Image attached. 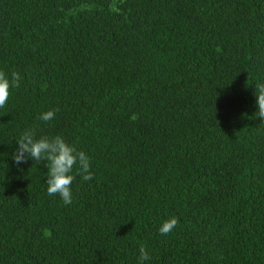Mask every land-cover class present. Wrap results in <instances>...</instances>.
Masks as SVG:
<instances>
[{
	"label": "trees",
	"instance_id": "16d2710c",
	"mask_svg": "<svg viewBox=\"0 0 264 264\" xmlns=\"http://www.w3.org/2000/svg\"><path fill=\"white\" fill-rule=\"evenodd\" d=\"M112 3L0 0V264H264V0ZM25 130L90 157L70 205Z\"/></svg>",
	"mask_w": 264,
	"mask_h": 264
},
{
	"label": "clouds",
	"instance_id": "9594fccd",
	"mask_svg": "<svg viewBox=\"0 0 264 264\" xmlns=\"http://www.w3.org/2000/svg\"><path fill=\"white\" fill-rule=\"evenodd\" d=\"M110 10L114 13L119 12L116 0L110 5ZM21 76L18 72H12L11 78L0 71V108H3L9 98L10 88H19ZM46 88V85L42 86ZM254 93L255 104L257 107L256 115L264 122V82H258ZM57 110H48L40 114L39 119L44 122L55 119ZM135 119V117H133ZM17 148L12 156L14 164L26 163L29 159L34 162L46 161V191L49 196H59L65 205H70L73 201L71 185L75 179L73 168L77 167V174L84 181H91V160L84 151L77 150L74 145L67 143L61 136L36 138L32 130H25L16 141ZM178 220L171 217L162 221L158 231L161 235H167L175 228ZM46 236H51L49 229L44 230ZM139 264L150 260V255L143 244L139 247Z\"/></svg>",
	"mask_w": 264,
	"mask_h": 264
}]
</instances>
